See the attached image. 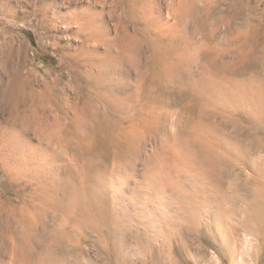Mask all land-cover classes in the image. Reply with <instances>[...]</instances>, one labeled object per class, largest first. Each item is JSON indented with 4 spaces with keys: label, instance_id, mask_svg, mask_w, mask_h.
Masks as SVG:
<instances>
[{
    "label": "bare ground",
    "instance_id": "6f19581e",
    "mask_svg": "<svg viewBox=\"0 0 264 264\" xmlns=\"http://www.w3.org/2000/svg\"><path fill=\"white\" fill-rule=\"evenodd\" d=\"M28 8L63 41L51 42L53 77L14 47ZM0 168L18 197L0 195V264H42L48 225L175 238L201 218L222 247L238 229L251 242L248 212L228 218L249 182L264 184V11L250 0H0Z\"/></svg>",
    "mask_w": 264,
    "mask_h": 264
},
{
    "label": "rangeland",
    "instance_id": "374dc122",
    "mask_svg": "<svg viewBox=\"0 0 264 264\" xmlns=\"http://www.w3.org/2000/svg\"><path fill=\"white\" fill-rule=\"evenodd\" d=\"M250 1L256 6L257 13L261 17L264 11V0ZM28 9H30L28 16L18 20L13 26L14 47L19 50L20 61L29 67L38 68L42 73H52L49 76L53 77L54 69L58 66L60 49L52 43L56 40L61 44L63 41L58 39L60 33L55 28L52 26H50L51 30L46 28L39 22L38 17L32 14V8ZM245 171L249 175L256 176L249 168ZM7 184L8 179L0 168V195L6 200L17 202L18 197L15 194L3 192ZM31 187L29 186V189ZM245 190L249 194V199L240 200L238 205L236 204L239 215L228 218V221L236 224L237 220L234 218H239L240 214L244 215L248 212L251 224L254 225L249 227L248 237L252 239L249 243L245 241L244 231L238 229L234 239L227 235L228 245L222 247L216 225L202 226L201 218L195 223L192 222L194 229L190 230L189 234H175V238L174 235H166L168 232H162V228L159 227L153 229L150 235H146L143 230L139 231V234L134 229L132 232H126L112 227V230L107 231L91 226H85L82 230L67 235L62 233L53 235L51 225H48L40 244L46 249L42 264H86L89 259L93 260L94 264H264V184L251 181ZM133 201L138 200L134 198ZM227 206L231 208L233 203L229 202ZM139 211L133 210L131 215L140 216ZM53 219L49 223L57 221L56 218ZM84 233L88 239L80 235ZM147 238L150 240L148 241ZM157 247L158 254L155 252ZM55 249L58 252L61 251V254L53 252ZM30 262L29 264L36 263L34 260V263Z\"/></svg>",
    "mask_w": 264,
    "mask_h": 264
}]
</instances>
